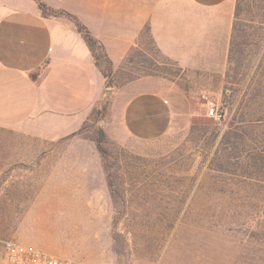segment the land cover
Instances as JSON below:
<instances>
[{
	"label": "rangeland",
	"instance_id": "obj_1",
	"mask_svg": "<svg viewBox=\"0 0 264 264\" xmlns=\"http://www.w3.org/2000/svg\"><path fill=\"white\" fill-rule=\"evenodd\" d=\"M241 6L226 59L183 68L145 34L80 131L0 127V238L98 264H264V0ZM140 76L173 107L153 139L115 101Z\"/></svg>",
	"mask_w": 264,
	"mask_h": 264
},
{
	"label": "crops",
	"instance_id": "obj_2",
	"mask_svg": "<svg viewBox=\"0 0 264 264\" xmlns=\"http://www.w3.org/2000/svg\"><path fill=\"white\" fill-rule=\"evenodd\" d=\"M41 1L76 14L104 44L114 69L140 46L147 26L158 53L183 68L226 59L232 46L236 0ZM145 79L128 81L115 101L125 100L121 126L153 139L170 128L174 112L162 90L142 87ZM105 91L106 77L73 21L45 15L38 0H0V127L45 140L69 137Z\"/></svg>",
	"mask_w": 264,
	"mask_h": 264
},
{
	"label": "trees",
	"instance_id": "obj_3",
	"mask_svg": "<svg viewBox=\"0 0 264 264\" xmlns=\"http://www.w3.org/2000/svg\"><path fill=\"white\" fill-rule=\"evenodd\" d=\"M243 1L244 0H236L235 19H234V25H233V37H234L235 31L237 30L238 21L241 17V13H242L241 5ZM38 2L45 15L63 16V17L70 19L71 21L75 23L78 30L83 33L84 38L92 51L94 60L96 64L100 67L103 75L106 78H111L114 74V66H113V62L108 56V53L105 49L104 44L91 33L89 28L80 20V18L76 14L68 10L54 8L41 0H38ZM145 34H148L151 38L150 28L148 26L145 27L144 30L142 31L141 37ZM135 49L136 47H134L132 50H135ZM129 56L130 54L128 55V58ZM98 147L100 148V150H103L101 148V144H98Z\"/></svg>",
	"mask_w": 264,
	"mask_h": 264
},
{
	"label": "built area",
	"instance_id": "obj_4",
	"mask_svg": "<svg viewBox=\"0 0 264 264\" xmlns=\"http://www.w3.org/2000/svg\"><path fill=\"white\" fill-rule=\"evenodd\" d=\"M209 115L221 119L223 112L211 107ZM0 254L2 264H98L44 253L11 238H0Z\"/></svg>",
	"mask_w": 264,
	"mask_h": 264
}]
</instances>
